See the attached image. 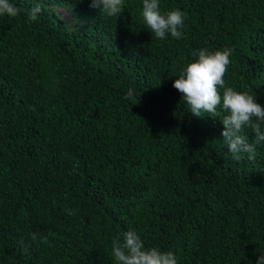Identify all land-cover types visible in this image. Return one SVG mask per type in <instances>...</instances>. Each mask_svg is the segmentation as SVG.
Returning <instances> with one entry per match:
<instances>
[{"label":"trees","instance_id":"obj_1","mask_svg":"<svg viewBox=\"0 0 264 264\" xmlns=\"http://www.w3.org/2000/svg\"><path fill=\"white\" fill-rule=\"evenodd\" d=\"M10 2L24 11L0 16V264H116L111 241L129 229L178 264H256L264 143L234 160L224 113L191 116L172 83L194 50L227 47L226 85L264 105V0H160L186 13L179 40L151 34L142 0L119 17L89 0Z\"/></svg>","mask_w":264,"mask_h":264},{"label":"clouds","instance_id":"obj_2","mask_svg":"<svg viewBox=\"0 0 264 264\" xmlns=\"http://www.w3.org/2000/svg\"><path fill=\"white\" fill-rule=\"evenodd\" d=\"M89 3L90 7L99 9L108 17H119L124 10V0H89ZM21 11L24 10L10 0H0V16L16 17ZM26 11L29 22L37 20L42 12V2L35 3ZM141 17L157 40L168 36L177 40L185 37L186 13L178 8L164 11L160 0H142ZM232 54L233 50L227 47L215 51L207 48L194 50V59L184 65L172 87L180 93L193 117L201 118L205 114L215 117L219 108L224 113L220 120L223 125L221 136L228 152L236 161L244 157L253 160L257 154L256 146L264 143V105L258 103L256 95L248 90L240 91L226 85L225 76ZM122 98L133 101V105L139 102V96L133 89H129ZM245 129L254 134V142H249ZM66 211L69 215L75 214L74 210ZM37 236L35 232L29 233L32 241ZM111 252L116 264H178L174 252L145 246L134 229L113 237ZM256 264H264V254L257 257Z\"/></svg>","mask_w":264,"mask_h":264},{"label":"rangeland","instance_id":"obj_3","mask_svg":"<svg viewBox=\"0 0 264 264\" xmlns=\"http://www.w3.org/2000/svg\"><path fill=\"white\" fill-rule=\"evenodd\" d=\"M52 9L57 12L59 17L69 23L71 27H77L82 24L91 25L88 16L78 18L74 10L66 5H51Z\"/></svg>","mask_w":264,"mask_h":264}]
</instances>
